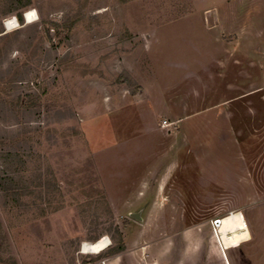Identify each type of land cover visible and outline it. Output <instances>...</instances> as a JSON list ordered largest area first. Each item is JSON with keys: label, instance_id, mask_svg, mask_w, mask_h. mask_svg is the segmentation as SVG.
<instances>
[{"label": "rangeland", "instance_id": "rangeland-1", "mask_svg": "<svg viewBox=\"0 0 264 264\" xmlns=\"http://www.w3.org/2000/svg\"><path fill=\"white\" fill-rule=\"evenodd\" d=\"M216 2L0 0V264L139 243L173 264H264V117L210 110L233 92L203 29ZM233 210L251 238L223 260L215 220Z\"/></svg>", "mask_w": 264, "mask_h": 264}, {"label": "crops", "instance_id": "crops-1", "mask_svg": "<svg viewBox=\"0 0 264 264\" xmlns=\"http://www.w3.org/2000/svg\"><path fill=\"white\" fill-rule=\"evenodd\" d=\"M193 11H198L195 3ZM203 29L212 33L215 50L221 54L213 56L211 62L218 68L220 78H223V70H227L225 88L233 90L226 100L212 103L210 110L218 117L222 114L230 118L264 117L263 101H242L264 88V0H217L212 7L211 21L205 20ZM202 67L203 71H210L206 66ZM262 95L264 99V93ZM225 101L233 104L223 113ZM168 251L171 248L165 243H139L134 247L124 245L122 250L102 259L104 264H173L164 257ZM220 253L224 260V251ZM192 260L198 261L195 257ZM178 264L182 263L179 261Z\"/></svg>", "mask_w": 264, "mask_h": 264}, {"label": "bare ground", "instance_id": "bare-ground-1", "mask_svg": "<svg viewBox=\"0 0 264 264\" xmlns=\"http://www.w3.org/2000/svg\"><path fill=\"white\" fill-rule=\"evenodd\" d=\"M24 19L30 23L36 19L34 11H26ZM17 20L14 18L7 21L8 29L15 27ZM215 223L216 237L222 250H227L241 245L250 240L251 235L246 220L241 211L233 210L218 219ZM109 245L106 237L97 239L95 242H83L81 245L82 253H100Z\"/></svg>", "mask_w": 264, "mask_h": 264}, {"label": "trees", "instance_id": "trees-1", "mask_svg": "<svg viewBox=\"0 0 264 264\" xmlns=\"http://www.w3.org/2000/svg\"><path fill=\"white\" fill-rule=\"evenodd\" d=\"M16 18H17V20L19 21V22H22V17H21V14H17L16 15ZM96 241V240H95ZM95 241H92V242H95ZM124 248V246L121 244L115 251H113L112 253H116V252H118V251H120V250H122Z\"/></svg>", "mask_w": 264, "mask_h": 264}, {"label": "built area", "instance_id": "built-area-1", "mask_svg": "<svg viewBox=\"0 0 264 264\" xmlns=\"http://www.w3.org/2000/svg\"><path fill=\"white\" fill-rule=\"evenodd\" d=\"M263 90H264V88H263ZM169 124H171L169 121H167V120H163L162 122H161V126H168ZM108 247V246H107ZM107 247L105 248V249H107ZM104 249V250H105ZM103 251V250H102ZM83 254H86V253H83ZM96 254H99V253H96ZM104 259H101V260H99V262H100V264H104Z\"/></svg>", "mask_w": 264, "mask_h": 264}, {"label": "water", "instance_id": "water-1", "mask_svg": "<svg viewBox=\"0 0 264 264\" xmlns=\"http://www.w3.org/2000/svg\"><path fill=\"white\" fill-rule=\"evenodd\" d=\"M130 216L133 217L134 219H140L139 212L131 213ZM218 222H219L218 220H215V223H218Z\"/></svg>", "mask_w": 264, "mask_h": 264}]
</instances>
